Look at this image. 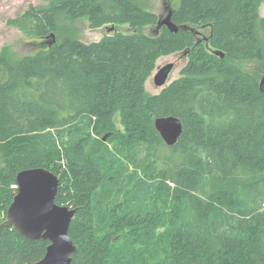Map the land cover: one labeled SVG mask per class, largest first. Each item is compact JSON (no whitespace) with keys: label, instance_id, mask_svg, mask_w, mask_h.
Here are the masks:
<instances>
[{"label":"trees","instance_id":"16d2710c","mask_svg":"<svg viewBox=\"0 0 264 264\" xmlns=\"http://www.w3.org/2000/svg\"><path fill=\"white\" fill-rule=\"evenodd\" d=\"M148 1L42 0L6 21L40 40L64 32L58 18L132 30L51 40L16 61L0 54V225L16 174L44 167L63 172L55 202L77 208L70 264H264V94L235 64L264 69L261 0H179L178 31L156 37L137 32L157 24ZM181 50L180 77L146 94L157 58ZM167 115L183 126L171 146L154 128ZM93 130L137 169L120 179ZM48 243L2 226L0 264L33 263Z\"/></svg>","mask_w":264,"mask_h":264},{"label":"water","instance_id":"95a60500","mask_svg":"<svg viewBox=\"0 0 264 264\" xmlns=\"http://www.w3.org/2000/svg\"><path fill=\"white\" fill-rule=\"evenodd\" d=\"M171 13L169 10L163 19H158L157 28L166 26L169 31H178L179 27L172 21ZM182 28L186 29V26ZM215 54L223 57L220 50H216ZM173 67L171 62L157 68L153 74V84L164 86ZM258 88L264 94V72L258 81ZM154 128L167 146L173 145L183 131L181 120L173 115L155 117ZM15 182L16 193L0 227H12L26 240L43 239L49 242L43 256L30 264H70L76 245L70 238L68 229L77 208L55 202L59 177L48 168L32 167L20 170Z\"/></svg>","mask_w":264,"mask_h":264},{"label":"rangeland","instance_id":"374dc122","mask_svg":"<svg viewBox=\"0 0 264 264\" xmlns=\"http://www.w3.org/2000/svg\"><path fill=\"white\" fill-rule=\"evenodd\" d=\"M42 0H0V54H6L11 57L12 60L16 61L26 54L34 53L38 48L43 45H46L53 41H60L66 36H71L74 39H77L84 43H89L92 41H98L101 37L107 33H113L115 31H119L122 33L131 32V28L127 24L120 25H103L98 28H93L89 26V23L86 18H79L76 21L64 22L61 18H58V22L60 25H63L62 29L64 32L54 34L53 39H29L25 37L20 31L6 24V21L9 18L15 17L22 10L26 9L29 4H41ZM148 5L150 6V10L157 14L160 19H163L169 10L175 9L178 6L179 0H149ZM258 14L260 17H264V0L258 5ZM158 18V19H159ZM112 28V29H111ZM209 27L204 28L203 30H198V39H203L208 36ZM197 31V30H196ZM137 32L143 33L148 37H156L158 36V28L155 25H147L137 29ZM187 61L185 50L176 51L170 53L168 55H162L157 58L155 62V68L151 75L144 83L145 93L148 95H153L159 93L164 87H166L170 82L174 79L180 77V70L185 65ZM173 63V71L169 77L167 83L158 87L155 86L152 82L153 74L157 70V68L163 66L166 63ZM235 64L242 70L252 73L254 75H258L259 79L264 72L259 65V63L255 60H237ZM113 121L120 131H123V128L119 124V119L117 114L114 115ZM109 134L107 132L97 133L95 130L91 132V141L97 142L99 145H103L106 150V155H112L115 157L111 161V163L115 166V173L118 174L120 179L128 176L133 170L137 169L133 162L129 160L127 154H125L124 149L118 150L117 145L110 140ZM104 159V156H103ZM107 160L105 159V162ZM61 170L58 171V176L63 175ZM140 173V169H138V175ZM63 205H67L70 208H75L70 203H62Z\"/></svg>","mask_w":264,"mask_h":264},{"label":"flooded vegetation","instance_id":"af4514ba","mask_svg":"<svg viewBox=\"0 0 264 264\" xmlns=\"http://www.w3.org/2000/svg\"><path fill=\"white\" fill-rule=\"evenodd\" d=\"M197 34H198V33H197ZM206 39H207L206 37H205V38H203V40H204V41H206ZM197 40H198V39H197ZM185 53H186V52H185ZM186 57H187V53H186Z\"/></svg>","mask_w":264,"mask_h":264}]
</instances>
